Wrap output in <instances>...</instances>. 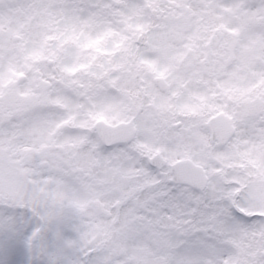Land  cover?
<instances>
[{"label": "clouds", "instance_id": "clouds-1", "mask_svg": "<svg viewBox=\"0 0 264 264\" xmlns=\"http://www.w3.org/2000/svg\"><path fill=\"white\" fill-rule=\"evenodd\" d=\"M79 3L82 11L75 16L66 17L61 7L46 17V29L29 49L39 59L26 54L27 41H22L5 65L0 89L5 111L0 119V264H264V216L259 215L264 211V102L257 103L264 89L251 87L264 80V0ZM20 10L18 0H0L5 33ZM190 23L218 37L217 56L211 60L223 59V45L228 44V56L238 49L239 67L228 68L225 62L199 78L169 74L161 79L140 62L155 61L164 68L165 56L146 44L148 33L166 24L186 29ZM104 32L115 34L109 46L124 38L117 58L107 59L131 68L115 86L104 81L113 106L104 112L109 124H63L67 113L53 99L71 96L95 111L90 91L82 95L84 89L68 87L87 73L73 75L66 69L85 62L86 56L97 57L89 63L101 61L91 50L75 47L72 39L52 37L69 33L83 44ZM4 39L7 50V35ZM11 69L24 71L26 79L12 76L9 85ZM225 80L227 92L217 83ZM245 89L249 103H238L234 98L245 95ZM10 109L15 113L11 119ZM210 114L217 116L211 124ZM220 127H227V134H218ZM102 129L111 143L105 142ZM81 138V149L95 143L94 155L128 172L122 190L99 185L98 196L83 209L71 196L83 177L58 171L49 155L62 151L58 145L67 147ZM125 193L132 194V206L149 217L150 225L130 233L103 226L111 221L108 210L120 213ZM233 201L247 212L240 213Z\"/></svg>", "mask_w": 264, "mask_h": 264}, {"label": "snow or ice", "instance_id": "snow-or-ice-1", "mask_svg": "<svg viewBox=\"0 0 264 264\" xmlns=\"http://www.w3.org/2000/svg\"><path fill=\"white\" fill-rule=\"evenodd\" d=\"M20 5V12L15 19L7 22V33L4 32L5 21L0 16V89L3 88L5 83L3 72L6 63L12 61L13 55L22 41H27L24 44L25 52L28 55L39 59L38 52H29V49L33 47L34 41H38L41 38L42 32L46 29V17L49 16L57 8H63L65 16H75L78 12L82 11L80 8L79 0H18ZM51 5L50 8H46L45 5ZM32 5V7H29ZM232 30V29H229ZM5 35L8 37L7 50L5 48ZM114 33L104 32L94 37H89L87 43H81L80 37H73L69 33H64L59 37H52V39H59L61 42L72 39L75 47H81L91 50L98 54L100 58V64L96 65L89 63V60H95L96 56L85 57V62L78 64L74 67L66 69L69 73L75 75L80 72H86L87 76L82 77L80 81H69L68 87H76L84 89L85 92L82 95H87L90 91L92 93L88 99L93 101L95 111H90L87 104L82 100L80 103H76L71 96H65L64 101L60 99H53L51 103L63 109L67 115L62 120L63 124L71 123L73 127L85 128L88 126V121L93 120L96 123L103 122L109 124L104 114L105 110H112V105L108 102L107 93L105 90L104 81L115 86L121 79L122 74L130 73L131 68H126L123 62L112 63L107 57L110 55L113 59L117 58L116 50L122 45L123 37L120 41H112V46H109L110 39L114 36ZM177 39L182 43L177 44ZM217 42L218 37L211 33L200 32L194 24H189L187 28H182L179 25L173 27L170 24H166L157 28L155 31H150L146 40V44L153 49L163 54L167 60L164 68H160L155 61L141 60V63L148 64L153 72H155L158 78L166 79L170 74L172 77L181 78H199L206 72H215L225 62L228 63V68L239 67L238 49L234 50L233 56H228L227 51L231 45L225 44L224 58L211 60V57L217 56ZM207 46V47H205ZM68 58L72 57V49H68ZM12 76H19L25 78L27 74L24 71L10 70V78L7 83L12 84ZM87 79L90 82L86 85L83 80ZM222 91L227 92L230 90V84L227 80L223 83L217 81ZM170 86H173L170 83ZM252 88L257 90L264 89V80H261L258 84L253 82ZM127 93V89H121ZM246 93L240 98H234L237 102L249 103L250 93ZM264 102V94L260 96L257 103ZM15 113L10 109L7 113L9 119L13 117ZM219 115H227L229 120L235 119L230 113L220 112ZM244 113L241 112L239 118H243ZM5 117V111L3 108V95L0 93V119ZM217 119L216 115L210 114L208 117L209 124L213 123ZM59 126V125H57ZM220 135L227 134V127H220L217 130ZM101 135L104 136L105 142L111 143L112 140L107 137L104 130H101ZM84 142V139L69 142L68 146L58 145L62 151L50 152V160L52 166L58 171L65 173H80L83 177L80 180V187L73 189L71 192L72 203L76 204L80 208H84L85 204L89 203L91 198L98 196V186L104 185L114 189H123L124 181L127 179L128 172L123 167H115L111 165L107 158L103 155H94L96 148L95 143H92L88 149H81L79 146ZM42 148H48V145L41 144ZM47 162V161H46ZM97 169L102 170V174H96ZM239 192V188L235 189ZM128 197L123 204H121V211L117 215H113L111 210L107 211V215L111 217V221L104 227L114 226L120 231L130 233L140 227H146L151 224L149 217L138 213L132 206V194L125 193ZM230 195V194H229ZM99 203H103V200H99ZM139 200H136V204H140ZM235 207L240 213L247 212V208L240 203H236ZM251 215L252 213H248ZM259 215L264 216V211H261Z\"/></svg>", "mask_w": 264, "mask_h": 264}]
</instances>
